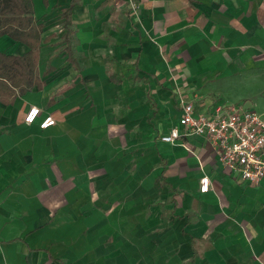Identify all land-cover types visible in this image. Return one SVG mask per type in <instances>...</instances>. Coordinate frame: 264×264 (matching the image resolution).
Returning a JSON list of instances; mask_svg holds the SVG:
<instances>
[{"label":"crops","instance_id":"0c3cea01","mask_svg":"<svg viewBox=\"0 0 264 264\" xmlns=\"http://www.w3.org/2000/svg\"><path fill=\"white\" fill-rule=\"evenodd\" d=\"M72 1L33 0L43 86L0 100V264H264V181L161 140L184 104L264 120V0Z\"/></svg>","mask_w":264,"mask_h":264},{"label":"built area","instance_id":"2783aa9c","mask_svg":"<svg viewBox=\"0 0 264 264\" xmlns=\"http://www.w3.org/2000/svg\"><path fill=\"white\" fill-rule=\"evenodd\" d=\"M41 115L33 107L25 118L27 124H34ZM56 125L52 116L40 125L43 130ZM180 128L161 138L167 144L190 137H206L216 152L218 161L241 180L258 185L264 181V120L256 111L243 106L219 107L212 114H195L193 105L184 104ZM211 189L210 178L200 180V192Z\"/></svg>","mask_w":264,"mask_h":264},{"label":"trees","instance_id":"16d2710c","mask_svg":"<svg viewBox=\"0 0 264 264\" xmlns=\"http://www.w3.org/2000/svg\"><path fill=\"white\" fill-rule=\"evenodd\" d=\"M77 0L64 10L66 28L71 26V14ZM43 25L34 17L33 0H0V38L10 37L29 48L24 56H10L0 52V100L11 103L18 95H25L34 87L43 86L38 75ZM68 30L65 36L67 50L73 59L72 37Z\"/></svg>","mask_w":264,"mask_h":264}]
</instances>
